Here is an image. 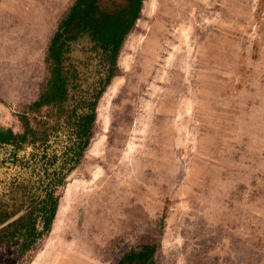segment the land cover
Wrapping results in <instances>:
<instances>
[{
  "label": "rangeland",
  "instance_id": "rangeland-1",
  "mask_svg": "<svg viewBox=\"0 0 264 264\" xmlns=\"http://www.w3.org/2000/svg\"><path fill=\"white\" fill-rule=\"evenodd\" d=\"M71 1L0 0V123L36 97ZM119 66L29 264H108L153 237L159 264H264V0H144Z\"/></svg>",
  "mask_w": 264,
  "mask_h": 264
},
{
  "label": "trees",
  "instance_id": "trees-1",
  "mask_svg": "<svg viewBox=\"0 0 264 264\" xmlns=\"http://www.w3.org/2000/svg\"><path fill=\"white\" fill-rule=\"evenodd\" d=\"M144 0H72L53 30L34 99L8 104L0 123V262L29 264L48 236L69 175L86 160L97 108L122 70L119 55ZM169 200L164 199L165 209ZM164 214L155 233L161 235ZM156 238L108 264H159Z\"/></svg>",
  "mask_w": 264,
  "mask_h": 264
},
{
  "label": "bare ground",
  "instance_id": "bare-ground-1",
  "mask_svg": "<svg viewBox=\"0 0 264 264\" xmlns=\"http://www.w3.org/2000/svg\"><path fill=\"white\" fill-rule=\"evenodd\" d=\"M66 237V234L63 235V238ZM73 253V252H72ZM71 255V254H70ZM66 256V255H65Z\"/></svg>",
  "mask_w": 264,
  "mask_h": 264
}]
</instances>
